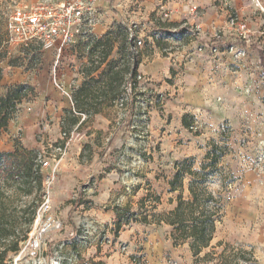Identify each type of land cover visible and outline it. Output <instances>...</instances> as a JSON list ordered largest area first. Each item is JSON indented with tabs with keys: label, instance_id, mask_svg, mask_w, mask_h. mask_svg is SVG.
Wrapping results in <instances>:
<instances>
[{
	"label": "rangeland",
	"instance_id": "rangeland-1",
	"mask_svg": "<svg viewBox=\"0 0 264 264\" xmlns=\"http://www.w3.org/2000/svg\"><path fill=\"white\" fill-rule=\"evenodd\" d=\"M31 1L33 0H0L3 23L15 6ZM117 25L114 24L107 32L111 29L118 32ZM79 29L71 50L74 57L73 66L78 67L83 82L86 79L84 70L91 65L88 58V44L97 35L93 34L90 25H83ZM192 33L191 25H174L166 28L157 36V40L161 41L163 54L170 52L178 57L182 53L183 45L189 44L196 36ZM142 39L146 43L144 42L142 48L138 47L146 53L150 41L145 37ZM154 40L156 41L155 37ZM235 51L230 50L232 59L236 58L233 55ZM51 54L32 46L29 49H17L0 60L2 76L0 99L10 87L18 84H27L30 87L22 91L26 95L17 104V111L9 121L7 130L0 135V151L13 150L18 145L41 151L45 161L42 166L44 185L50 192L53 212L64 223L62 231H52L47 237L43 245L45 254L51 255L53 249L62 244H65L62 250L68 254L71 249H78L77 246L70 244L72 240H78L84 235L92 236L87 226L92 221L93 214L89 211L95 207L94 199L106 205V209H112L115 204L131 205L139 214L146 211L151 221L155 216L170 211L176 204L171 202L170 198H175L176 193H170L167 181L175 173L174 162L185 157H195V167L198 168L206 161L209 149L215 142L225 153L218 164L221 169L210 177L208 183L215 194L220 193L224 198V209L222 217L216 221V232L212 243L202 253L214 251L215 255L212 261L202 264L219 263L220 254L226 248V244L237 249L245 248L252 251V256L250 252L246 254L251 260L246 262L237 259L234 264H260L256 255L257 247L249 244L245 235L229 224L227 213L234 200L240 198L246 202L252 199L246 191L247 184L244 182L246 172L253 171L262 184V190L264 187V75H259L258 78L256 75L257 71L264 70L258 64H255L258 67L250 66L251 73L248 78L240 77L239 80H235L231 94H226L224 98H214L211 102L208 99L207 105L201 109L194 108L191 113L184 112L186 107H183L176 95L180 82L165 78L154 82V85H163V90L159 92L163 93V101L144 103L140 96L141 100L136 103V113L132 120L124 118L125 115L128 116L126 112L129 109H134L129 105L130 102L125 104L115 102L113 106L105 107L101 116L87 117L83 113L81 120L88 118L87 123L82 126L81 123L72 124L70 132L65 136L62 132L61 120L65 117L67 109L56 108L53 104L49 107L42 105L43 102L48 104L49 100L65 101L66 97L70 96L64 84L62 88L54 86V77L50 75L54 62ZM118 60H121V57L118 55V47L115 46L109 60L96 72L95 77L100 75L99 72L103 69L107 70L116 65L115 61L119 66ZM232 67V70L235 68L233 72L237 75L245 71L244 67L237 64ZM189 73L192 74L191 71ZM44 79L50 85L43 91L39 82ZM202 85L207 87V84ZM142 88L148 91V95L157 94L156 88L147 86L146 82L142 83ZM131 94L133 100L136 92L131 90ZM184 119L188 126L184 125ZM41 120L49 125L46 130L43 124L41 127L37 126ZM82 127L87 130L85 129L86 133L83 132L81 145L78 146L72 143L70 136L74 130ZM170 131L176 134L175 138ZM79 149L80 156L77 154ZM94 163L102 164L103 171L90 176L83 183L67 184V179L73 172L71 169L77 168L78 165L91 167ZM114 167L117 170L112 173ZM50 177L52 179L48 183ZM115 177H119V181L124 182L115 186H120L119 189H114L119 194L107 199L106 193L113 186L112 180ZM102 178L103 181L106 180L108 186L96 185ZM102 188L106 189L103 191ZM188 194L187 187L184 195ZM249 194L254 196L255 193ZM155 196H159V200H156ZM143 197H147L144 209L140 205V199ZM170 231L172 234V227ZM107 234L102 231L100 237L104 239ZM89 242L88 239L87 243ZM22 247L21 243L18 253L11 252L5 264H17V262L29 264L26 251L23 252L26 255L18 257ZM120 248L127 251L124 244H120ZM142 256L134 254L131 260L134 264H143ZM67 264H77V262L69 261Z\"/></svg>",
	"mask_w": 264,
	"mask_h": 264
},
{
	"label": "crops",
	"instance_id": "crops-1",
	"mask_svg": "<svg viewBox=\"0 0 264 264\" xmlns=\"http://www.w3.org/2000/svg\"><path fill=\"white\" fill-rule=\"evenodd\" d=\"M258 1L263 9L252 5L248 0H94L96 11L92 32L100 37L114 24L137 25L139 36L150 41L149 50L146 53L142 51L143 60L138 73L145 76L144 82L147 86L156 88V93L163 90V85H154V82L165 78L180 82L176 95L183 107H186L184 112L191 113L194 108L201 109L207 105L208 99L211 102L214 98H224L226 94H231L235 80H239L240 77L248 78L251 73L250 66H259L264 70V0ZM193 7L198 8L196 12L187 11V8ZM231 16L237 17V25L230 23ZM242 23L245 25L244 28L241 26ZM174 25H191L192 34L196 35L189 44L183 45L182 53L178 57L170 52L163 54L161 41L157 40L159 34ZM73 44L64 49L62 58L57 57L54 48L40 49L52 53L54 62L50 75L54 77L56 71L60 82L70 92L65 101L49 100L48 104L43 102V106L45 104L49 107L53 104L56 108L68 110L75 107L73 89L80 85L83 76L79 74L78 67L73 66L74 57L71 50ZM230 50H236L233 54L236 58H231ZM236 64L244 67L245 71L239 75L234 74L235 68L232 70V66ZM256 75L258 78L259 75H264V71H257ZM39 84L43 91L50 85L45 79ZM202 84H207V87H203ZM226 100L228 102L227 98ZM227 105L229 106V102ZM34 113L39 116L37 112ZM126 113L128 116L125 115L124 118L132 120L133 111L129 109ZM101 115L102 112H99L96 117ZM42 124L45 130L49 126L42 120L37 126L41 127ZM85 129L82 127L71 133L72 143L81 145L82 132L86 133ZM171 134L176 137L174 132ZM77 154L81 155L80 149ZM71 170L73 172L68 177L67 184L77 185L90 176L99 174L103 167L102 164L94 163L91 167L78 165ZM116 170L114 167L111 171L114 173ZM112 181L113 186L108 189V193L105 192L107 199L119 194L115 190L120 186H115L124 182L119 181V177ZM244 182L247 184L248 196L252 199L246 202L240 198L233 201L227 213L229 224L242 232L249 244L257 247L258 260L260 264H264V187L262 190V184L253 171L246 172ZM107 184L103 178L96 183L101 186H108ZM105 189L102 188L103 191ZM251 192L255 193L256 198L249 194ZM94 201L95 207L89 211L93 214L92 221L87 226L92 235L88 237L90 242L76 245L83 259L102 260L106 264H134L131 256L141 254L143 264H195L187 243L179 246L173 244L171 227L168 224L133 222L116 235L113 233L116 218L113 209H106V205L96 199ZM102 231L108 233L104 239L100 237ZM120 244L126 245L127 251H123Z\"/></svg>",
	"mask_w": 264,
	"mask_h": 264
},
{
	"label": "trees",
	"instance_id": "trees-1",
	"mask_svg": "<svg viewBox=\"0 0 264 264\" xmlns=\"http://www.w3.org/2000/svg\"><path fill=\"white\" fill-rule=\"evenodd\" d=\"M0 13V60L8 55L5 42V31ZM118 32L114 29L108 31L104 36H95L88 44V58L90 66L84 70L86 79L74 90V109L66 110V115L62 120V132L66 136L72 124L87 123V117L96 115L105 107L113 106L115 102L120 104L129 103L131 111L135 115V106L140 102H153L160 98L158 94L148 95V91L142 88L138 80V68L141 64L142 50L138 47L137 37L130 29L129 25H118ZM116 42L118 45H116ZM37 50L38 45H32ZM31 46V47H32ZM118 47V60L120 65L112 66L110 69H103L100 75L95 77L96 72L109 60L114 47ZM31 47L25 48L29 49ZM0 71V81H1ZM131 82V90L136 92L133 100L126 86ZM124 86V89L122 87ZM30 88L27 84H18L10 87L5 95L0 99V135L6 131L9 121L17 111V104L26 93L24 88ZM138 95V96H137ZM139 98V99H138ZM85 113L86 118L81 120V115ZM185 118V116H184ZM72 122V123H71ZM184 125L186 119H184ZM224 150L213 142L212 147L206 156V161L198 168L195 167V157H185L174 162L175 173L168 179L170 193H176L175 198L171 197V202H176L173 209L155 216L153 221L148 219L146 211L141 214L133 210L131 205L122 206L115 204L112 207L115 213L113 233L134 222L156 223L164 222L172 227V239L175 246L188 243L191 248L195 264H202L213 260L215 252L205 253L204 250L210 247L216 232V221L222 217L224 209V198L215 194L209 188L210 177L219 171L218 164ZM44 155L39 149H30L24 145H18L13 150L0 151V264H5L11 252L18 253L21 243L28 238V233L35 221L36 213L40 205L44 192ZM188 187V195H184ZM150 196V195H147ZM159 200V196H155ZM147 197L140 199L141 208H145ZM77 202V201H75ZM79 205L80 203L77 202ZM153 207V206H152ZM78 239L70 242L73 246L81 244ZM222 244V242H219ZM220 254L221 261L217 264H234L235 260H251L246 254L245 248H236L230 244ZM77 252V264H106L104 261L93 259H83L80 252Z\"/></svg>",
	"mask_w": 264,
	"mask_h": 264
},
{
	"label": "built area",
	"instance_id": "built-area-1",
	"mask_svg": "<svg viewBox=\"0 0 264 264\" xmlns=\"http://www.w3.org/2000/svg\"><path fill=\"white\" fill-rule=\"evenodd\" d=\"M248 1L252 5L255 4L262 8L258 0ZM197 9V7L187 8V11L196 12ZM95 11L94 0H66L62 2L33 0L30 3L17 5L3 25L5 31L4 45H6L8 54L15 52L17 49L38 45L42 50L54 48L57 57H60L64 49L73 44L81 26L93 25ZM230 23L237 25V17L231 16ZM241 26L242 28L245 27L243 23ZM129 27L137 37L138 46L142 47L145 41L139 36V27L137 25H129ZM58 62H56L57 65ZM53 75H55L54 84L56 87L62 88V83L59 81L56 71ZM144 79L145 76L139 73L138 80L142 81L141 85ZM131 86V82H128L126 89L129 95ZM157 94L160 96L157 101L162 102L164 99L163 93ZM51 179L52 177L48 178L47 182L49 183ZM51 200L50 192L45 187L35 221L28 233V238L22 242L23 247L18 256L20 258L21 255L27 254L29 264H67L69 261H78L77 252L70 250L67 254L62 250L65 244L53 249L51 255L45 254L46 250L43 245L47 237L52 231H62L64 228L62 219L53 212V202ZM88 239V236L84 235L79 240L87 243ZM25 251L26 254L23 253Z\"/></svg>",
	"mask_w": 264,
	"mask_h": 264
},
{
	"label": "bare ground",
	"instance_id": "bare-ground-1",
	"mask_svg": "<svg viewBox=\"0 0 264 264\" xmlns=\"http://www.w3.org/2000/svg\"><path fill=\"white\" fill-rule=\"evenodd\" d=\"M17 264H19V263L17 262Z\"/></svg>",
	"mask_w": 264,
	"mask_h": 264
}]
</instances>
